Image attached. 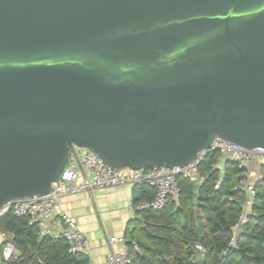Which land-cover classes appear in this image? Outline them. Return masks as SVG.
<instances>
[{"label":"water","instance_id":"obj_1","mask_svg":"<svg viewBox=\"0 0 264 264\" xmlns=\"http://www.w3.org/2000/svg\"><path fill=\"white\" fill-rule=\"evenodd\" d=\"M218 137L264 147V0H0V212L76 146L173 167Z\"/></svg>","mask_w":264,"mask_h":264},{"label":"trees","instance_id":"obj_2","mask_svg":"<svg viewBox=\"0 0 264 264\" xmlns=\"http://www.w3.org/2000/svg\"><path fill=\"white\" fill-rule=\"evenodd\" d=\"M218 158L211 150L200 163L201 184L178 176L177 200L170 199L160 210L139 211L141 221L132 236L137 249L129 243V264H264V179L255 184V214L249 216L236 247H229L245 195L234 189L242 169L228 160L220 170ZM0 229L20 251L17 259L1 264H92L88 255L72 252L64 238L41 237L38 226L12 207L0 216ZM196 242L204 251L196 249Z\"/></svg>","mask_w":264,"mask_h":264},{"label":"built area","instance_id":"obj_3","mask_svg":"<svg viewBox=\"0 0 264 264\" xmlns=\"http://www.w3.org/2000/svg\"><path fill=\"white\" fill-rule=\"evenodd\" d=\"M75 148L79 154L80 163L88 174L86 183L77 182L78 167L75 163L68 162L59 178L53 181L52 189L48 194L17 199L12 205L4 208L0 212V216L12 207L16 215L27 216L31 225H37L41 236L55 235L62 237L68 242L72 252L89 255V238L73 217L60 211L62 196L67 193L80 192L87 188L97 190L127 184L149 183L155 187L154 197L137 202L132 199L130 205L138 211L160 210L166 206L170 199L177 200L180 192L178 176L187 177L196 184H201L204 181L199 165L211 150L217 151L221 156H227L242 169L241 180L235 185L234 189L244 192L245 198L241 203L242 209L239 219L234 225L229 247H236L239 234L246 231L245 224L249 216L255 214L252 211L256 196L255 184L264 177V147L247 149L218 137L210 147L200 150L195 159L187 165L144 167L141 169L111 167L94 151L86 147L76 146ZM251 163L259 164L260 173L257 181L251 179L249 169ZM220 183L221 180H218L216 187ZM1 238L4 242L2 247L3 258L5 260L17 259L19 253L15 243L9 239L6 232H1ZM110 241L112 243H126L123 236H112ZM195 246L197 250L204 251L201 243L196 242ZM129 263L130 255L126 247L122 251H112L106 256V264Z\"/></svg>","mask_w":264,"mask_h":264},{"label":"crops","instance_id":"obj_4","mask_svg":"<svg viewBox=\"0 0 264 264\" xmlns=\"http://www.w3.org/2000/svg\"><path fill=\"white\" fill-rule=\"evenodd\" d=\"M231 160L227 156L219 155L216 167L224 169V163ZM233 161V160H231ZM70 163L78 167V183H86L88 174L81 165L80 160L70 156ZM234 162V161H233ZM252 181H257L260 169L258 163L249 165ZM127 184L117 187H109L93 190L90 188L76 193H67L60 200V211L73 217L81 230L90 240L89 257L92 264H106V256L112 251H122L125 247L129 249V243L136 245L132 236L136 233V227L140 224V212L130 205V201L152 199L155 195V187L149 183ZM245 198V195H244ZM39 230V227H38ZM0 229V264L4 259L2 256L3 240ZM40 235V232H39ZM41 236V235H40ZM57 237L55 235H46ZM123 236L126 243H112L110 237ZM42 237V236H41ZM137 249V246H135ZM20 254L19 249L17 248ZM129 252V250H128Z\"/></svg>","mask_w":264,"mask_h":264}]
</instances>
